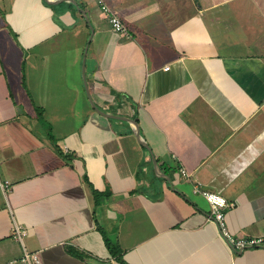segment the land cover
Instances as JSON below:
<instances>
[{"label":"crops","instance_id":"obj_1","mask_svg":"<svg viewBox=\"0 0 264 264\" xmlns=\"http://www.w3.org/2000/svg\"><path fill=\"white\" fill-rule=\"evenodd\" d=\"M99 1L0 0V264H264V0Z\"/></svg>","mask_w":264,"mask_h":264},{"label":"built area","instance_id":"obj_2","mask_svg":"<svg viewBox=\"0 0 264 264\" xmlns=\"http://www.w3.org/2000/svg\"><path fill=\"white\" fill-rule=\"evenodd\" d=\"M101 3V9L107 15V20L114 31L124 32L125 25L122 22L119 15L114 13L109 6L105 3ZM179 173L182 177H188L189 172L180 168ZM8 182H2L0 180V187H7ZM194 192L201 194L210 205V220L216 224L220 237L226 242V244L232 250H243L246 248H264V235L256 236H235L232 234L226 226V209L232 204L220 193L201 188L199 185L194 187ZM26 233V230L21 225H15L12 230V238L18 241H22V236ZM23 260L38 262L39 257L36 253L25 252Z\"/></svg>","mask_w":264,"mask_h":264},{"label":"trees","instance_id":"obj_3","mask_svg":"<svg viewBox=\"0 0 264 264\" xmlns=\"http://www.w3.org/2000/svg\"><path fill=\"white\" fill-rule=\"evenodd\" d=\"M110 250L112 251L111 253H112V255H118V252H119V250L118 249H116L115 247H110ZM117 253V254H116Z\"/></svg>","mask_w":264,"mask_h":264},{"label":"rangeland","instance_id":"obj_4","mask_svg":"<svg viewBox=\"0 0 264 264\" xmlns=\"http://www.w3.org/2000/svg\"><path fill=\"white\" fill-rule=\"evenodd\" d=\"M48 126H49V125H48ZM48 128H49L48 131H49L50 129L52 130V132L55 130V129H54V128H55L54 126H53V128L50 127V126H49Z\"/></svg>","mask_w":264,"mask_h":264}]
</instances>
